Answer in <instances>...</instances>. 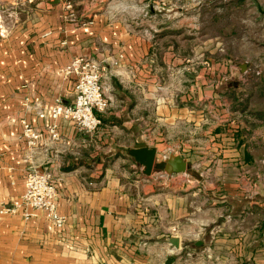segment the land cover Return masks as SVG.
I'll list each match as a JSON object with an SVG mask.
<instances>
[{"label": "crops", "instance_id": "1", "mask_svg": "<svg viewBox=\"0 0 264 264\" xmlns=\"http://www.w3.org/2000/svg\"><path fill=\"white\" fill-rule=\"evenodd\" d=\"M38 1L22 45L0 58V204L24 192L31 168L51 171L67 223L0 214V264H264V159L247 144L264 134V0H153L151 16L128 12L145 0ZM237 14L234 56H190L188 39L224 38L206 23ZM76 57L107 67L109 105L95 133L60 120L53 141L38 110L73 101L63 70ZM238 62L244 82H231ZM23 120L44 137L33 154ZM139 143L190 168L145 175L129 155ZM203 151L217 157L190 153Z\"/></svg>", "mask_w": 264, "mask_h": 264}, {"label": "built area", "instance_id": "2", "mask_svg": "<svg viewBox=\"0 0 264 264\" xmlns=\"http://www.w3.org/2000/svg\"><path fill=\"white\" fill-rule=\"evenodd\" d=\"M67 9L72 8L70 2ZM115 65L119 62L115 61ZM106 66L103 62L86 57H76L63 73L74 82V98L70 103L58 100L54 105L44 104L38 110L40 118L49 117L53 123L47 131L53 141L60 139L58 121H70L86 134L95 133L102 124L100 115L109 105L108 87L105 84ZM22 138L29 154H33L44 142L42 132L23 120ZM24 192L17 198L0 204V214H20L26 221L42 215L56 228H63L67 218L58 211L57 180L51 171H40L33 167L25 175ZM188 255H191L190 253Z\"/></svg>", "mask_w": 264, "mask_h": 264}, {"label": "rangeland", "instance_id": "3", "mask_svg": "<svg viewBox=\"0 0 264 264\" xmlns=\"http://www.w3.org/2000/svg\"><path fill=\"white\" fill-rule=\"evenodd\" d=\"M68 1V0H67ZM70 1V0H69ZM68 1V2H69ZM39 1L38 0H0V58L4 59L5 56V49L9 46L10 47H20L22 45L23 34L31 28V24L35 22V17L37 14V7L35 6ZM147 4L151 2V4L145 7H128V12L131 15H143V16H151L150 9H153V0H145ZM237 14L234 17H224L222 16V20L220 21H211L206 23V32L208 35H223L224 38L214 39V38H200L199 40H191L188 39V44L184 43L185 49L189 47L188 51L191 57H197L201 61H205L206 65L212 64L213 61L216 62H226L229 60L231 56L235 55V51H238L239 48L237 46V41L233 39V35H241L244 31L243 23L240 22L242 16H238ZM211 15H209V18ZM142 26L145 28L151 29L153 26V21L141 23ZM177 42L181 40H170V42ZM218 42H220V48L224 50V52L219 53L216 48L218 47ZM198 46H202L203 49L200 50L199 55L196 54V50ZM219 49V47H218ZM235 50V51H234ZM234 52V54H233ZM191 60V59H190ZM190 60L188 61L190 63ZM197 60V59H196ZM241 60H239L240 62ZM239 62L233 63V67L235 68L232 71H229L226 78L231 80V82H244L243 79H239L238 69H239ZM192 63V61H191ZM237 70V71H236ZM244 92V91H241ZM229 103V102H228ZM212 107L211 104L207 103L206 113L208 115L212 114ZM210 112V113H209ZM211 116V115H210ZM264 122V120H263ZM264 126V125H263ZM249 153L252 154L255 160L264 159V134L257 133L252 135L249 139ZM215 154H208L203 152L193 153L190 152L192 155H196L198 158H206L213 159L216 158L217 155ZM189 153V152H188ZM169 158V157H168ZM219 158V157H218ZM158 161H161L160 158ZM190 168V166H189ZM212 168V167H211ZM257 169L260 167L256 166ZM199 173L195 171V174H200L205 170L202 167L197 168ZM155 172H164L159 170H154ZM153 171V172H154ZM166 173V172H165ZM194 247V245L192 246ZM197 249V248H196ZM181 254V253H180Z\"/></svg>", "mask_w": 264, "mask_h": 264}, {"label": "water", "instance_id": "4", "mask_svg": "<svg viewBox=\"0 0 264 264\" xmlns=\"http://www.w3.org/2000/svg\"><path fill=\"white\" fill-rule=\"evenodd\" d=\"M129 155L134 157L136 162L143 167V173L145 175H151L154 170L164 171L169 175L186 173L189 168L187 160L178 155H171L163 161H158L157 149L145 143L137 144L134 148L129 150ZM171 242L175 247H180L178 238H173Z\"/></svg>", "mask_w": 264, "mask_h": 264}]
</instances>
